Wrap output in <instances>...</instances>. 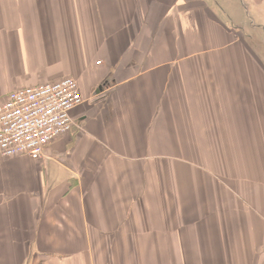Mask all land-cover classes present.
<instances>
[{
	"label": "crops",
	"instance_id": "obj_1",
	"mask_svg": "<svg viewBox=\"0 0 264 264\" xmlns=\"http://www.w3.org/2000/svg\"><path fill=\"white\" fill-rule=\"evenodd\" d=\"M260 38L264 0H0V103L84 100L0 154V264H264Z\"/></svg>",
	"mask_w": 264,
	"mask_h": 264
},
{
	"label": "built area",
	"instance_id": "obj_2",
	"mask_svg": "<svg viewBox=\"0 0 264 264\" xmlns=\"http://www.w3.org/2000/svg\"><path fill=\"white\" fill-rule=\"evenodd\" d=\"M83 101L71 76L11 91L0 103V154L45 157L47 147L72 130L71 112Z\"/></svg>",
	"mask_w": 264,
	"mask_h": 264
},
{
	"label": "rangeland",
	"instance_id": "obj_3",
	"mask_svg": "<svg viewBox=\"0 0 264 264\" xmlns=\"http://www.w3.org/2000/svg\"><path fill=\"white\" fill-rule=\"evenodd\" d=\"M245 11H246L247 14L251 13V10H248L247 6H245ZM250 29H253L252 26L250 27ZM259 40L260 41H259V43H256V46L258 47V49L260 51H262V53H264V38H260Z\"/></svg>",
	"mask_w": 264,
	"mask_h": 264
}]
</instances>
